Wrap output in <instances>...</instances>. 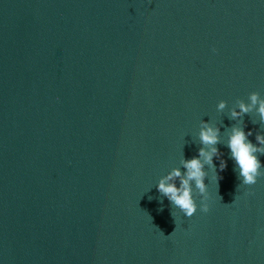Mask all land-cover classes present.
I'll use <instances>...</instances> for the list:
<instances>
[{
  "label": "water",
  "instance_id": "95a60500",
  "mask_svg": "<svg viewBox=\"0 0 264 264\" xmlns=\"http://www.w3.org/2000/svg\"><path fill=\"white\" fill-rule=\"evenodd\" d=\"M252 91L264 0H0V264H264V176L226 147L208 212L155 188Z\"/></svg>",
  "mask_w": 264,
  "mask_h": 264
},
{
  "label": "clouds",
  "instance_id": "9594fccd",
  "mask_svg": "<svg viewBox=\"0 0 264 264\" xmlns=\"http://www.w3.org/2000/svg\"><path fill=\"white\" fill-rule=\"evenodd\" d=\"M215 51L213 48V52ZM226 109L228 118L234 123L230 128H223L224 137L222 138L221 126L210 120H201L197 133L200 146L196 154L185 158L181 149L179 166L171 167L155 183L156 191L169 202L170 215L175 224L180 214L190 218L198 210L204 213L209 211V183L215 184L216 195L221 200L218 191L219 181L223 177L220 173L227 167V161L222 158L223 153L217 145L228 149L233 172L240 181L237 189L253 185L259 177L264 176V162L259 158L264 156V96L259 91H252L246 100L237 98L230 107L228 101L219 100L216 111L223 113ZM246 114L252 124H259L260 130L255 133V143L249 139L253 136V131L245 130L243 118ZM214 157L219 161L218 165L214 163ZM206 179L208 183H205ZM160 203L163 204V199Z\"/></svg>",
  "mask_w": 264,
  "mask_h": 264
}]
</instances>
